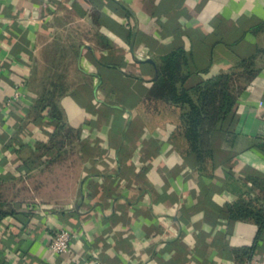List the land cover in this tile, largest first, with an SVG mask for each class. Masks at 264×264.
I'll return each mask as SVG.
<instances>
[{"label": "crops", "instance_id": "1", "mask_svg": "<svg viewBox=\"0 0 264 264\" xmlns=\"http://www.w3.org/2000/svg\"><path fill=\"white\" fill-rule=\"evenodd\" d=\"M181 49L192 71L240 72L236 121L202 167L179 110L147 101ZM0 68V264L264 259V232L231 217L242 200L264 211V0H0ZM33 202L55 210L12 216ZM62 228L67 255L49 249Z\"/></svg>", "mask_w": 264, "mask_h": 264}, {"label": "trees", "instance_id": "2", "mask_svg": "<svg viewBox=\"0 0 264 264\" xmlns=\"http://www.w3.org/2000/svg\"><path fill=\"white\" fill-rule=\"evenodd\" d=\"M155 87L148 102H165L179 110L176 139L183 142L186 152L196 156L200 167L213 160V141L218 133H229L236 121L235 108L242 88L237 86L238 71L208 76L209 69L192 71L189 55L185 50H177L161 59ZM251 61H242L239 67H246ZM248 76L257 71L247 69ZM193 80V85H189ZM0 222L8 215L3 210ZM12 216L24 225L33 220V213L19 208ZM235 220L254 221L264 232V211L256 210L251 203L240 201L231 210ZM10 242V239L8 240ZM6 248L9 244L4 242ZM3 251H0V254Z\"/></svg>", "mask_w": 264, "mask_h": 264}, {"label": "built area", "instance_id": "3", "mask_svg": "<svg viewBox=\"0 0 264 264\" xmlns=\"http://www.w3.org/2000/svg\"><path fill=\"white\" fill-rule=\"evenodd\" d=\"M144 57V54L140 55ZM1 74V68H0ZM27 79L22 78L16 84V90L13 95V99H11L8 104H11L12 101L18 100L22 97V90L26 87ZM24 210L33 213V219L38 217H47L52 212H54L55 208L50 207L42 202H33L28 203L24 206ZM73 240V234L70 230L65 228L58 229L53 231L52 237L49 242V249L58 255H67L71 250V244ZM86 264H102L98 259L92 260ZM251 264H264V259H254Z\"/></svg>", "mask_w": 264, "mask_h": 264}, {"label": "rangeland", "instance_id": "4", "mask_svg": "<svg viewBox=\"0 0 264 264\" xmlns=\"http://www.w3.org/2000/svg\"><path fill=\"white\" fill-rule=\"evenodd\" d=\"M0 194H1V192H0ZM4 203L3 202H1L0 201V217H1V215H2V213L4 212L3 210H4Z\"/></svg>", "mask_w": 264, "mask_h": 264}]
</instances>
